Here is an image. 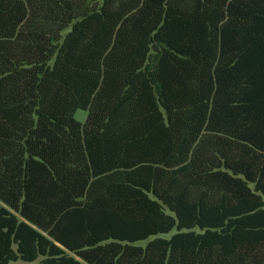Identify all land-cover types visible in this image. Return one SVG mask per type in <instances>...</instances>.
I'll return each instance as SVG.
<instances>
[{"label": "trees", "instance_id": "obj_1", "mask_svg": "<svg viewBox=\"0 0 264 264\" xmlns=\"http://www.w3.org/2000/svg\"><path fill=\"white\" fill-rule=\"evenodd\" d=\"M18 260L264 264V0H0Z\"/></svg>", "mask_w": 264, "mask_h": 264}, {"label": "rangeland", "instance_id": "obj_2", "mask_svg": "<svg viewBox=\"0 0 264 264\" xmlns=\"http://www.w3.org/2000/svg\"><path fill=\"white\" fill-rule=\"evenodd\" d=\"M87 114H88V111L85 110V109H78L76 112H75V118L81 122H84L87 118ZM174 231L170 232V233H165L163 234V236L165 237H170L172 234H173ZM147 242L146 241H142L141 243L145 244ZM10 264H35V263H29V262H25V261H22V260H18L16 262H11Z\"/></svg>", "mask_w": 264, "mask_h": 264}]
</instances>
